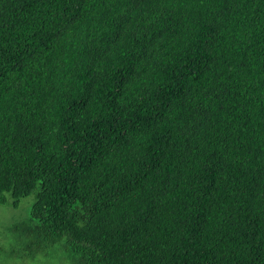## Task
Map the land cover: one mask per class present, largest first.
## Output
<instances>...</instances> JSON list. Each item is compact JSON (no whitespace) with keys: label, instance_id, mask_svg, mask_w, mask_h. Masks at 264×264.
<instances>
[{"label":"trees","instance_id":"obj_1","mask_svg":"<svg viewBox=\"0 0 264 264\" xmlns=\"http://www.w3.org/2000/svg\"><path fill=\"white\" fill-rule=\"evenodd\" d=\"M6 195L10 264H264V0H0Z\"/></svg>","mask_w":264,"mask_h":264},{"label":"rangeland","instance_id":"obj_2","mask_svg":"<svg viewBox=\"0 0 264 264\" xmlns=\"http://www.w3.org/2000/svg\"><path fill=\"white\" fill-rule=\"evenodd\" d=\"M5 197L6 203L0 202V264L12 263L17 253L20 255L27 254L28 250L19 240V234L14 229V225L29 218L31 207L34 203V197L30 196L22 199L15 208L9 195ZM60 257L63 258L61 254L57 255V258ZM29 261L37 264H56V260L53 257H48L41 253L36 255L35 260L29 259Z\"/></svg>","mask_w":264,"mask_h":264}]
</instances>
